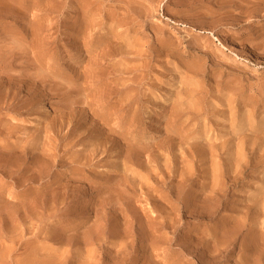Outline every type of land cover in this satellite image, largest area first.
Wrapping results in <instances>:
<instances>
[{"label": "rangeland", "instance_id": "obj_1", "mask_svg": "<svg viewBox=\"0 0 264 264\" xmlns=\"http://www.w3.org/2000/svg\"><path fill=\"white\" fill-rule=\"evenodd\" d=\"M0 264H264V0H0Z\"/></svg>", "mask_w": 264, "mask_h": 264}, {"label": "bare ground", "instance_id": "obj_2", "mask_svg": "<svg viewBox=\"0 0 264 264\" xmlns=\"http://www.w3.org/2000/svg\"><path fill=\"white\" fill-rule=\"evenodd\" d=\"M129 80V79H128ZM127 83V82H126ZM121 85H122V83H121ZM120 85V86H121ZM199 90V89H198ZM188 95V94H187ZM188 97V96H187ZM180 98V97H179ZM191 98V97H190ZM179 100H181V98L179 99ZM191 100V99H190ZM182 101V100H181ZM179 102V101H178ZM177 102V103H178ZM190 102V101H189ZM127 103V102H126ZM190 104V103H189ZM191 105H192V103H191ZM180 106H182V105H180ZM189 106V105H188ZM194 106V105H193ZM196 107V106H195ZM190 108H192L191 106H190ZM194 108V107H193ZM180 109V108H179ZM182 109V108H181ZM186 109H188V107L186 108ZM188 110H190V109H188ZM185 111V110H184ZM195 111V110H194ZM100 120V119H99ZM183 120V119H182ZM112 131V130H111ZM175 135V134H174ZM199 150V149H198ZM237 155H239V154H237ZM213 157V156H212ZM239 157V156H238ZM241 159V158H240ZM212 165V164H211ZM215 166V165H214ZM213 166V167H214ZM188 173V172H187ZM190 173V172H189ZM188 173V174H189ZM167 175V174H166ZM210 175H212L213 176V174H210ZM220 175V174H219ZM153 176V175H152ZM179 176V175H178ZM189 176V175H188ZM144 177V176H143ZM154 177V176H153ZM146 179V178H145ZM155 179V178H154ZM159 182V181H158ZM223 182V181H222ZM217 184V183H216ZM212 187V186H211ZM217 187V186H216ZM213 188V187H212ZM217 191V190H216ZM191 202V201H190ZM133 209V208H132ZM199 213V212H198ZM199 215V214H198ZM151 218V217H150Z\"/></svg>", "mask_w": 264, "mask_h": 264}]
</instances>
